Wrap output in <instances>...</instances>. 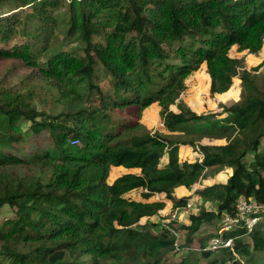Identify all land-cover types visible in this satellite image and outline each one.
<instances>
[{"label":"trees","instance_id":"obj_1","mask_svg":"<svg viewBox=\"0 0 264 264\" xmlns=\"http://www.w3.org/2000/svg\"><path fill=\"white\" fill-rule=\"evenodd\" d=\"M14 36L22 42L0 57L46 80L50 99L39 106L31 83L0 90V206L14 212L0 222V264H164L179 249L173 231L190 242L238 197L263 206L261 219L247 233L223 232L233 238L219 249L226 258L205 249L201 258L264 264V69L240 67L237 55L264 45V0H0V42ZM202 64L210 93L238 80L243 99L217 112L189 105L185 79ZM155 102L163 129L151 132L141 116ZM179 145L200 158L179 159ZM212 167L229 169L225 181L190 195L213 207L180 226L152 220L167 202L186 206L175 188L193 190Z\"/></svg>","mask_w":264,"mask_h":264},{"label":"rangeland","instance_id":"obj_2","mask_svg":"<svg viewBox=\"0 0 264 264\" xmlns=\"http://www.w3.org/2000/svg\"><path fill=\"white\" fill-rule=\"evenodd\" d=\"M10 8V7H9ZM8 8V9H9ZM7 10V9H6ZM28 10V8H25ZM22 37L14 36L10 39V41L6 44L4 42H0V47H12L14 44H20L22 42ZM235 47L232 48V52H234ZM237 55H243L244 63L242 68L251 69L252 67H257V70L254 72L256 74H260V72L264 69L263 61H264V45L261 51L255 55L251 53L244 54V52H239ZM205 65L202 64L199 69L193 71L186 79H185V89L183 91V99L189 103V105L194 106L196 109H200L202 111H220L222 105L225 107L239 103L244 97V87L241 85L238 80H234V82L230 85L229 89L222 93H210L209 91V74L205 70ZM34 72H30V69L27 68L20 60L0 57V90L5 89L9 91L11 88L19 89L20 86L24 84H33L35 86L36 91L38 92L39 101L37 100L39 106H47L49 96L44 93V88L47 84V81L44 79H39L37 77L33 78ZM264 75V74H263ZM97 80L101 83L103 88H106L108 85L107 77L102 73H99ZM264 80V77L258 78V81L261 82ZM107 89V88H106ZM153 104V105H152ZM150 106H147L141 116V122H143L146 126L150 127V131L153 129H163V125L161 122H157L158 118V109L159 106L157 103H152ZM38 106V105H37ZM173 108V107H172ZM134 108H130L126 110V117H129L131 113H133ZM113 119H119V112L115 111L112 113ZM224 114V113H223ZM159 124V125H157ZM157 125V127H156ZM156 127V128H154ZM200 142H203L200 141ZM204 142H212V143H220L223 140H204ZM119 170H111L110 177L108 179L111 180L113 176H116ZM228 168H222L215 170V167H212L206 170L203 173V176L194 184L195 188L202 187L205 185H210L213 183H223L229 174ZM112 174V175H111ZM192 195L194 190H191ZM192 195H184L188 196L187 205L180 208H171L170 205L166 206L164 209L159 211V217H153V221L157 220L161 223H165L166 220L172 219L171 214L176 212L175 217H178L179 221H176L178 226L182 224L181 222L188 216L189 213L194 211L197 207H213L215 204L211 203V201H201L196 196ZM130 197L134 199H141V197L137 193H130ZM13 209L6 204L0 206V222L7 217L14 216ZM174 219V218H173ZM261 217L259 218V220ZM144 221V219H142ZM177 224L175 227L177 228ZM179 232L177 233V237L179 239V243L177 241L179 249L175 252H170L164 264H172L178 262L182 256L185 255L187 261L192 264H206V260L201 258V251L203 250V246L207 242L209 238L214 236L218 231V222H212L206 226H202L194 235L190 242L186 243L184 231L181 228H178ZM204 239L203 242L201 239ZM202 243V245H201ZM185 247L182 249L181 246ZM236 258L243 261L245 259L244 255H235ZM224 259L226 256L222 253V250L212 251L209 259ZM134 264V262H133Z\"/></svg>","mask_w":264,"mask_h":264},{"label":"built area","instance_id":"obj_3","mask_svg":"<svg viewBox=\"0 0 264 264\" xmlns=\"http://www.w3.org/2000/svg\"><path fill=\"white\" fill-rule=\"evenodd\" d=\"M263 206L257 204L252 200H247L244 197H238L234 204L233 213H225L218 222L217 233L209 238L203 249L205 250H219L222 248L232 249L233 238L231 236H224V231H232L243 229L244 233L249 232L260 217V212ZM175 214L176 212L173 211ZM172 213V219L175 214ZM176 235L177 233L173 231Z\"/></svg>","mask_w":264,"mask_h":264},{"label":"crops","instance_id":"obj_4","mask_svg":"<svg viewBox=\"0 0 264 264\" xmlns=\"http://www.w3.org/2000/svg\"><path fill=\"white\" fill-rule=\"evenodd\" d=\"M153 105V104H152ZM157 122L158 119H157ZM159 125V124H157ZM156 125V127H157ZM154 127V128H156ZM147 128L150 129V127L148 126L147 124ZM201 154L199 153V151L193 149L192 147L188 146V145H179L178 147V157L179 159H194V158H200ZM164 161L166 160V158H163ZM121 167H119V171H121ZM139 169L138 168H133L132 171H138ZM114 177V176H113ZM113 177L111 178V180L113 179ZM195 189V187H193V190ZM175 194L176 195H189L191 194V192L189 190H187L186 188H184L183 186H178L175 188ZM139 195V194H138ZM141 196V195H139ZM152 198L151 199H155V200H163L161 197L159 196H151ZM169 202H167V205L166 206H169ZM183 223H187V218H184V220L182 221Z\"/></svg>","mask_w":264,"mask_h":264}]
</instances>
